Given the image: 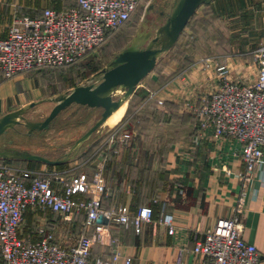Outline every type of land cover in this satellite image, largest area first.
I'll list each match as a JSON object with an SVG mask.
<instances>
[{
    "label": "crops",
    "instance_id": "0c3cea01",
    "mask_svg": "<svg viewBox=\"0 0 264 264\" xmlns=\"http://www.w3.org/2000/svg\"><path fill=\"white\" fill-rule=\"evenodd\" d=\"M75 3L76 0H0V37L7 34L15 15H40L45 7L64 9ZM191 64L169 80L160 82L159 75L142 78L137 84L138 89H134L135 98L131 99L133 95H130V102L127 98L108 118L107 125L101 123L100 128L98 126L77 149L69 148L56 157L46 155L61 158L70 152L67 160L48 163L14 158L34 162L30 167L49 173L52 185L59 189L63 187L64 180L82 174L91 179L100 169L111 193L102 195L103 208L122 203L136 208L150 201L155 211L154 218L162 211L172 214L174 231L171 233L155 221L136 230L132 225L109 220L110 236L93 242L91 257H107L120 250L132 256L133 264H211L206 256L194 252L192 247L217 218L234 212L240 195L236 171L243 167V163L239 158L241 143L236 138L214 136L205 131L198 142L193 139L196 118L187 102L195 103L202 92L211 89L202 91L200 83L205 81L207 71L212 68L207 62L199 64L202 70ZM38 67L42 66L8 78H3L0 72V115L32 101L35 102L33 106L48 101L44 100L46 80ZM150 90L156 91V97L148 96ZM157 97L163 99L161 103ZM132 113L140 125L129 129ZM124 119H128L129 124L124 128L129 129L131 136L107 140L110 130ZM186 128L188 130L183 131ZM0 160L7 161L2 157ZM80 194L85 196L84 192ZM242 196L243 204L238 215L241 234L256 244L259 264H264V171L261 168L249 180ZM36 208L29 207L24 212L18 228L19 236L25 240L39 236L36 221L43 217L34 212ZM30 211V219L25 223ZM48 211L53 216L44 220L45 229L55 231L57 240L64 247L73 244L81 232L90 230L83 225V209L71 213L70 218ZM75 214L79 217L77 224L73 220Z\"/></svg>",
    "mask_w": 264,
    "mask_h": 264
},
{
    "label": "built area",
    "instance_id": "2783aa9c",
    "mask_svg": "<svg viewBox=\"0 0 264 264\" xmlns=\"http://www.w3.org/2000/svg\"><path fill=\"white\" fill-rule=\"evenodd\" d=\"M141 0H76L64 9L45 7L40 15H15L4 37H0V72L3 78L35 66H59L72 63L102 43L109 33L126 23ZM258 68L245 81L227 75V62L216 61L218 82L201 93L195 103L187 104L196 118L194 140L202 132L214 136H230L241 143L239 158L243 167L236 171L240 195L229 216L217 218L203 236L197 238L192 250L206 256L211 264H259V252L254 242L241 234L238 220L243 194L256 170L264 171V41L253 50ZM206 57L204 61H209ZM149 97H156L150 90ZM162 98L157 97L159 103ZM124 119L108 133L107 140L131 136ZM230 172L229 169H227ZM130 188V184H127ZM84 192L85 196L80 193ZM110 188L100 169L91 179L83 174L64 180L61 189L51 183L50 174L0 160V264H133L132 256L120 250L107 257H91V246L110 236L109 220L133 225L139 230L155 221L174 231L173 216L162 211L156 218L153 206L144 203L132 210L122 203L103 208V194ZM47 207L70 218L84 210L83 225L88 232L78 234L69 247L62 246L53 230L43 229L34 240L18 234L24 212L29 207ZM102 213L107 222L98 221Z\"/></svg>",
    "mask_w": 264,
    "mask_h": 264
},
{
    "label": "rangeland",
    "instance_id": "374dc122",
    "mask_svg": "<svg viewBox=\"0 0 264 264\" xmlns=\"http://www.w3.org/2000/svg\"><path fill=\"white\" fill-rule=\"evenodd\" d=\"M173 4L174 0H141L124 25L78 60L59 66L38 67L37 69L43 72V79L46 80L44 100L48 101L29 108L25 112V118L42 119L53 105L49 97L79 83L98 82L101 76H90L106 65L138 31H147L150 28L154 30L158 24L163 23L166 11ZM160 10L163 12L160 13ZM262 41H264V0H208L198 5L174 44L162 52L154 67L143 79L159 75L160 82L164 79L169 80L190 63L194 64L193 67L202 70L203 67L199 64L207 62L211 63L212 69L207 71V78L200 83V89L204 91L218 82L215 62L223 61L227 62L228 76L247 81L257 71V58L253 50ZM206 57H210L209 61H204ZM122 92L121 88L116 89L112 98H117ZM133 92L131 99L135 98ZM129 98L130 96L127 100ZM103 109L102 105L75 102L62 109L47 128L33 129L28 133L25 124H16L0 135V149L9 146L27 148L33 152L56 157L69 150L75 137L85 131L101 115ZM137 119L135 115L132 116L129 129L140 125ZM107 121L108 119L102 124L107 125ZM187 128L183 131H187ZM6 160L29 169L31 173L41 170L30 167L31 164H35L34 162L14 158H6ZM48 209L40 206L34 210L43 217L42 220L36 221L37 233L45 229L44 220L53 216ZM31 214L32 211L27 213L25 223L29 221ZM78 219V215H73L76 224L79 223Z\"/></svg>",
    "mask_w": 264,
    "mask_h": 264
},
{
    "label": "water",
    "instance_id": "95a60500",
    "mask_svg": "<svg viewBox=\"0 0 264 264\" xmlns=\"http://www.w3.org/2000/svg\"><path fill=\"white\" fill-rule=\"evenodd\" d=\"M204 1L208 0H174V4L166 11L163 23L158 24L154 30L150 28L147 31H138L132 40L106 65L90 76H101L98 82L79 83L66 91L49 97L53 105L42 119L28 120L25 118V112L35 104L34 101L5 112L0 115V135L19 123L25 124L28 132L33 129L47 128L53 118L72 102L102 105L104 109L101 115L73 141L70 150L77 149L106 120L108 115L131 95L137 83L154 67L162 52L174 44L190 16ZM159 12L162 13L163 10ZM118 88H121L123 92L113 99L112 94ZM70 156V152H68L61 158H50L26 148L12 146L0 149L2 158L36 159L48 163H58L67 160ZM97 220L107 222V218L101 212L98 214Z\"/></svg>",
    "mask_w": 264,
    "mask_h": 264
},
{
    "label": "trees",
    "instance_id": "16d2710c",
    "mask_svg": "<svg viewBox=\"0 0 264 264\" xmlns=\"http://www.w3.org/2000/svg\"><path fill=\"white\" fill-rule=\"evenodd\" d=\"M204 2H206V1H204ZM116 30H117V29H116ZM116 30H114V31H116ZM114 31H112L111 33H109L108 36H110ZM108 36H107V37H108ZM194 127H195V126H194ZM194 127H193V129H194ZM107 195L109 196V195H111V193H110V194L108 193ZM145 203H149V204H151L150 201H149V202H145ZM126 204H128V203H126ZM140 205H141V204H140ZM140 205H139V206H140ZM151 205H152V204H151ZM128 206H129L132 210H135V209L138 207V206H137L136 208H133L130 204H128ZM154 215H155V211H154V208H153V216H154ZM114 222H115V221H114ZM115 223H117V222H115ZM118 224H121V223H118ZM122 225H123V224H122ZM132 226H133V225H132Z\"/></svg>",
    "mask_w": 264,
    "mask_h": 264
},
{
    "label": "bare ground",
    "instance_id": "6f19581e",
    "mask_svg": "<svg viewBox=\"0 0 264 264\" xmlns=\"http://www.w3.org/2000/svg\"><path fill=\"white\" fill-rule=\"evenodd\" d=\"M126 101H124L123 103H121L117 108H119L121 105H123L124 103H125ZM116 108V109H117ZM116 109H114L109 115H108V117L106 118V120L112 115V113L116 110ZM105 120V121H106Z\"/></svg>",
    "mask_w": 264,
    "mask_h": 264
}]
</instances>
